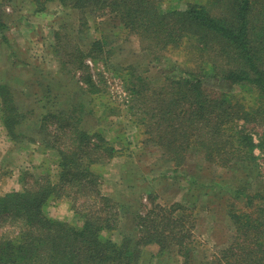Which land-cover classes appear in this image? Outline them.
<instances>
[{
    "label": "trees",
    "instance_id": "obj_1",
    "mask_svg": "<svg viewBox=\"0 0 264 264\" xmlns=\"http://www.w3.org/2000/svg\"><path fill=\"white\" fill-rule=\"evenodd\" d=\"M31 1L37 13L51 2L78 10L81 25L87 17L115 18L153 62L182 52L183 60H166L170 64L155 78L137 74L135 64L124 68L130 116L142 130L143 146L155 148L174 174L190 158L225 170L236 162H256L255 151L260 152L261 186H226L231 236L206 264H264V0H204L181 9L169 0ZM6 27L0 20L4 41ZM103 41H91L86 54L76 47L69 54L72 68L85 73L81 89L90 97L102 90L84 60L98 59ZM0 104L3 126L14 139L23 114L4 84ZM82 107L40 119L39 131L45 142L51 136L47 146L58 156L55 177L45 173L30 188L0 193V264H141L142 249L152 245L159 258L176 253L191 264L196 215L182 203L134 208L132 230L120 229L130 202L103 195L93 170L119 152L102 131L81 125ZM186 181L191 184L187 174ZM62 199L81 225L45 213L51 200ZM112 232L120 240L103 236Z\"/></svg>",
    "mask_w": 264,
    "mask_h": 264
},
{
    "label": "rangeland",
    "instance_id": "obj_2",
    "mask_svg": "<svg viewBox=\"0 0 264 264\" xmlns=\"http://www.w3.org/2000/svg\"><path fill=\"white\" fill-rule=\"evenodd\" d=\"M169 2L181 9L187 3L204 0ZM81 18L78 10L65 8L58 2L49 3L44 12L37 13L31 0H0V20L7 26L3 30L6 40L0 36V84L9 88L23 114L22 123L16 126L17 137L11 139L3 126L0 104V193L30 188L45 173L55 177L58 156L47 146L51 136L45 142L46 137L39 131L40 119L48 112L71 111L73 105L80 103L83 105L82 113H78L83 119L81 125L90 132L102 131L119 152L117 157L93 170L100 176L103 195L130 202V211L120 229L132 230L134 208L140 211L141 206L148 208L152 202L182 203L196 215L193 231L196 250L191 264H206L231 236L225 211L226 186L244 182L252 188L261 186L260 152L255 151L259 156L256 162H236L225 170L212 169L190 158L179 173H172V164L162 160L155 148L143 146L142 130L130 116L124 68L135 64L137 74L145 72L155 78L170 64L164 63L166 60H183L182 52L166 56L161 63L153 62L137 37L126 32L117 19L87 17L86 25H81ZM96 39L104 40L103 52L96 60L85 57L84 63L102 94L90 97L81 89L85 73L75 70V66L72 68L69 54L75 47L86 54L89 43ZM44 210L49 216L81 225L66 200H51ZM103 236L118 241L121 235L112 232ZM142 255L141 264H183L176 253L164 258L156 256L155 245L143 248Z\"/></svg>",
    "mask_w": 264,
    "mask_h": 264
}]
</instances>
